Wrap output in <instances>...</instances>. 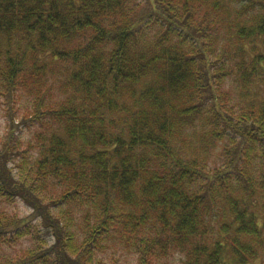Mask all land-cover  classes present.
<instances>
[{"label": "clouds", "instance_id": "9594fccd", "mask_svg": "<svg viewBox=\"0 0 264 264\" xmlns=\"http://www.w3.org/2000/svg\"><path fill=\"white\" fill-rule=\"evenodd\" d=\"M26 2L0 7V264H264V0Z\"/></svg>", "mask_w": 264, "mask_h": 264}, {"label": "trees", "instance_id": "16d2710c", "mask_svg": "<svg viewBox=\"0 0 264 264\" xmlns=\"http://www.w3.org/2000/svg\"><path fill=\"white\" fill-rule=\"evenodd\" d=\"M17 3V0H4V3L0 4V7H2L5 11L12 9L15 7ZM20 7L21 8H26L27 7V2L26 0H19ZM30 11V9H29ZM5 18L3 16H0V21H3ZM8 26H11V19H7L6 21ZM10 195V194H9ZM47 251V250H45ZM41 264H43V261H41Z\"/></svg>", "mask_w": 264, "mask_h": 264}]
</instances>
